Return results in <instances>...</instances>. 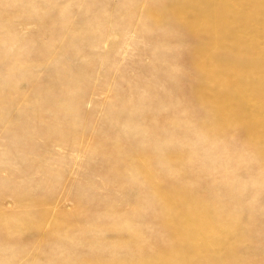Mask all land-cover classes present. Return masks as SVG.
<instances>
[{
	"label": "rangeland",
	"instance_id": "obj_1",
	"mask_svg": "<svg viewBox=\"0 0 264 264\" xmlns=\"http://www.w3.org/2000/svg\"><path fill=\"white\" fill-rule=\"evenodd\" d=\"M215 4L0 0V264H264V91L215 107L264 31Z\"/></svg>",
	"mask_w": 264,
	"mask_h": 264
},
{
	"label": "bare ground",
	"instance_id": "obj_2",
	"mask_svg": "<svg viewBox=\"0 0 264 264\" xmlns=\"http://www.w3.org/2000/svg\"><path fill=\"white\" fill-rule=\"evenodd\" d=\"M214 1L216 2V4H215V8L213 10V13L215 14V16H217L218 19H220L218 21L222 22L221 25L222 24L224 25L223 27L220 26L221 28L224 29V31L227 30L229 28V26L231 25L230 21L227 18V15L225 16V14L226 13H230L232 15L241 14L240 13L242 11L241 9L247 8V11L243 14V17H242V20H244V24L246 25L245 26L246 36H245V38H243V40H244V42H247L248 44L255 43L256 35L260 31H264V0H214ZM190 2H191V0H190ZM258 10L262 11L263 16H260L261 14L257 15L256 11H258ZM155 16H156V14H155ZM229 19H230V17H229ZM198 21H200V20H198ZM190 24L192 25L193 23H190ZM212 26H214V25H212ZM193 29H195V28H193ZM215 29H217V28H215ZM220 30H222V29H220ZM243 30H244V28H243ZM214 37L217 40H220L219 35H214ZM262 40L263 41L260 44V53H259V55H257L258 57L248 60V65L250 67H264V37ZM234 42H236V41H234ZM263 80L264 79H261L259 77H258V79L256 78V81H254V80L249 81L246 79L239 80L238 83L236 84V86L234 87V89L225 95V98L219 99L218 101L215 102V107L219 111L220 110L224 111L223 112V114H224L225 111L227 112V110L229 109V104L226 101V100H229V102L231 101L234 103V105H236V108L238 107L241 109L242 106H245L244 101H245V99H247L245 97H247L248 95H252L255 97L257 95V93H261L262 91H264V81ZM243 108L245 109V107H242L241 111L240 110L238 111V109H237V112H240L237 116L239 121H242L245 125L253 126L257 130L264 127V110L263 109L254 107L253 109H250V110L247 109L248 111H243ZM224 116H223V118H224ZM259 132L258 133L260 135L264 134V133L261 134V130H259Z\"/></svg>",
	"mask_w": 264,
	"mask_h": 264
}]
</instances>
